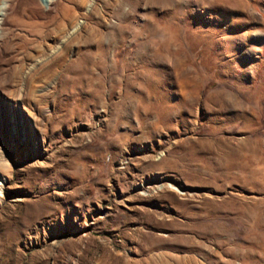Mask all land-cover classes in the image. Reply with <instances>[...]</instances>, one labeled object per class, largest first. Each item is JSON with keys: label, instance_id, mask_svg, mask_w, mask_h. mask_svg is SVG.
Wrapping results in <instances>:
<instances>
[{"label": "rangeland", "instance_id": "rangeland-1", "mask_svg": "<svg viewBox=\"0 0 264 264\" xmlns=\"http://www.w3.org/2000/svg\"><path fill=\"white\" fill-rule=\"evenodd\" d=\"M3 3L0 264H264V0Z\"/></svg>", "mask_w": 264, "mask_h": 264}, {"label": "bare ground", "instance_id": "bare-ground-1", "mask_svg": "<svg viewBox=\"0 0 264 264\" xmlns=\"http://www.w3.org/2000/svg\"><path fill=\"white\" fill-rule=\"evenodd\" d=\"M43 5H44V7L45 8H48V6L52 3V2H54L55 0H39ZM4 6H5V4L3 3V5L0 7V22L1 21H3V19H2V10H3V8H4ZM64 30H65V32L66 31H72V28L71 27H69V24H67L65 27H64ZM74 30V29H73ZM62 33V32H61ZM64 46V45H63ZM61 47H62V44H61V46L59 47V48H57L56 50H54L52 53H55V52H59L60 51V49H61ZM63 48V47H62ZM51 50V49H50ZM62 50V49H61ZM8 121V123H10V121H9V119L7 120ZM12 122H13V125L15 126V127H17L18 126V123L16 122V121H14V119L12 120ZM13 126V127H14Z\"/></svg>", "mask_w": 264, "mask_h": 264}]
</instances>
